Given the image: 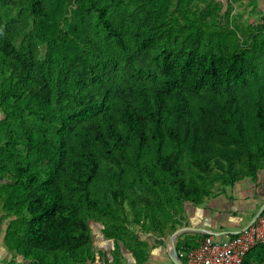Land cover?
<instances>
[{
    "label": "trees",
    "instance_id": "obj_1",
    "mask_svg": "<svg viewBox=\"0 0 264 264\" xmlns=\"http://www.w3.org/2000/svg\"><path fill=\"white\" fill-rule=\"evenodd\" d=\"M221 9L218 0H0L7 249L31 264H126V252L146 264L150 238L168 239L188 204L258 181L264 27L243 37ZM91 220L113 240L111 259L97 255ZM210 237H178L185 264L181 253ZM263 262L264 242L246 257Z\"/></svg>",
    "mask_w": 264,
    "mask_h": 264
},
{
    "label": "crops",
    "instance_id": "obj_2",
    "mask_svg": "<svg viewBox=\"0 0 264 264\" xmlns=\"http://www.w3.org/2000/svg\"><path fill=\"white\" fill-rule=\"evenodd\" d=\"M230 1L234 5L237 4V0ZM243 1L246 2V5L249 6L250 11L254 10V8L256 7V10L258 12V19H256L255 24L257 26H260V23L262 22L261 24L263 26L264 0ZM238 2H240V0H238ZM260 12H262L263 14ZM263 203L264 170L260 173L259 179L256 183L250 179L244 183L237 184L235 187H228L225 193H221L215 197H211L203 205L197 206L188 204L186 218L184 219L183 224L179 225L178 228L190 226L204 228L212 232L240 230L249 223V221L252 219L251 217L254 216V214ZM185 233L193 234L198 232L188 231ZM205 234H210L213 237H218L211 233ZM219 236H224L222 239H225L228 235ZM178 237L176 238V243L178 241ZM184 237L185 236H182V239H184ZM169 238H150L151 241L155 244V248L152 250L149 260L146 262V264H176L170 256L171 247ZM202 240H209V238ZM10 252L11 251L6 248L3 239L0 240V263L10 264V262L13 261V258L12 260H10V258H6L11 255ZM105 253H107V257H109L110 259L112 258L111 253ZM181 254L187 258L186 253L182 252ZM178 255L180 257L179 253ZM126 257V264H137L136 259L132 256L131 253L126 252ZM105 259L106 257H98L93 264H105ZM183 263L185 264L184 261ZM261 264H264V262Z\"/></svg>",
    "mask_w": 264,
    "mask_h": 264
},
{
    "label": "built area",
    "instance_id": "obj_3",
    "mask_svg": "<svg viewBox=\"0 0 264 264\" xmlns=\"http://www.w3.org/2000/svg\"><path fill=\"white\" fill-rule=\"evenodd\" d=\"M264 242V216L233 239L204 240L190 249L187 264H246V257L257 245Z\"/></svg>",
    "mask_w": 264,
    "mask_h": 264
},
{
    "label": "rangeland",
    "instance_id": "obj_4",
    "mask_svg": "<svg viewBox=\"0 0 264 264\" xmlns=\"http://www.w3.org/2000/svg\"><path fill=\"white\" fill-rule=\"evenodd\" d=\"M219 4L222 6L221 9V14H220V21L222 23L225 22V13L228 11L229 8H231V19L232 21H234L233 25H236L237 23V27L240 26L239 29V33L244 37L246 34H248L249 30H253V29H257V25L255 24L256 19H258V12L256 10V7L254 8V10H249V6L246 5V2H244L243 0H240V2H238L237 0V4L234 5L230 0H218ZM232 7H231V6ZM230 10V9H229ZM262 13V12H260ZM263 14V13H262ZM262 23V22H261ZM260 23L259 27H264V25L262 26V24ZM1 214V212H0ZM255 215V214H254ZM90 226L92 229V236H93V241H94V248L97 251V255H100L99 251H101L102 253L104 252H108L111 253V250L114 248V242L112 239H109L105 236L104 232H103V225L95 220H91L90 221ZM224 236H218V237H210L209 241L212 240H221ZM0 240H2V238H0ZM10 256L6 257V258H10V260L13 261L10 262V264H31L30 260L25 261L23 260V258L19 255H16L14 252H10ZM50 261L53 262V257L52 259H48ZM7 264V263H6Z\"/></svg>",
    "mask_w": 264,
    "mask_h": 264
},
{
    "label": "water",
    "instance_id": "obj_5",
    "mask_svg": "<svg viewBox=\"0 0 264 264\" xmlns=\"http://www.w3.org/2000/svg\"><path fill=\"white\" fill-rule=\"evenodd\" d=\"M263 212H264V203L257 210V212L252 217V219L249 221V223L240 230L222 231V232H214L213 231L212 232L210 230H207L204 228H198V227H190V226L180 227L175 232H173L169 238L170 247H171L170 256L172 257L173 261L176 264H184L183 261L181 260V258L179 257L177 250H176V238L182 233H185L188 231H194V232H198V233H211V234L216 235V236L230 235V234L236 235V234H239L240 232H242L243 230L247 229L248 227H250L254 222H256V220L263 214Z\"/></svg>",
    "mask_w": 264,
    "mask_h": 264
}]
</instances>
